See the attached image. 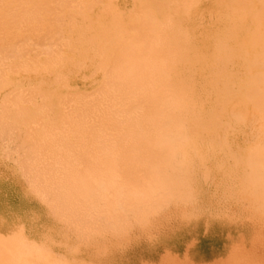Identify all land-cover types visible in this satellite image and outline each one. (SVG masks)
Wrapping results in <instances>:
<instances>
[{
	"label": "rangeland",
	"instance_id": "1",
	"mask_svg": "<svg viewBox=\"0 0 264 264\" xmlns=\"http://www.w3.org/2000/svg\"><path fill=\"white\" fill-rule=\"evenodd\" d=\"M3 1L5 4L0 3V4H4L3 6L1 5L2 7L0 6L1 7L0 18L3 17L2 19H0V22H3L7 19H10L11 21L8 20L5 21L7 22L6 28H4L5 26L2 23H1L2 25H0V34L1 32H3L0 36H3V34L5 36L3 38L0 37V39H2L0 41L2 42L4 40L5 42L4 45L3 42L2 44H0L1 48L3 47L1 51L3 52L6 46L10 47L12 45L17 47L14 51L15 52L17 50L20 51V54L18 53V51L17 53L22 57H20L14 51L9 50L10 48L8 50L5 49L3 52L4 54L0 52V124H1L0 125V134H1L0 135V180H1L0 190H1V195L4 197L5 196L8 197V193L11 192V198L15 200L14 203L11 200L12 205L14 204L13 206H15L17 209V212L15 213L5 212L7 214H5L3 218H1L0 264H11V263L23 264L25 261L27 263L29 262V264H46V263L47 264H264V205L261 204L262 201H263L262 203L264 204V200H263L264 190H262L264 189V186H262L264 185L263 183L264 179L262 180L263 182L259 181L260 185H257V186H261V188L258 187V189H256L257 186H255V184L253 187V183L256 182L253 181L257 173L255 172L257 171L256 168L260 169L261 164H262L261 166L264 167L263 165L264 163V155H263L264 154V111H263L264 81L261 83V87L258 86V89L260 88L261 91L258 90L257 95H253L251 93L249 94V90L247 87L250 82L257 80L260 77L263 78L264 76V65H263L264 64V52H263L264 51L263 49L264 1L260 0L259 2V0L256 1L255 0H251V1L250 0H246V1L244 0H237V1L236 0H57L56 1L55 0L54 2L56 3H54L53 0H22L23 4L25 5L27 4V6H25L26 9L24 8V5L21 3L20 0H19L20 4H18L19 1L16 2V0L15 1L2 0V2ZM13 1L16 2V4L13 3ZM182 4L185 5L183 6ZM16 5L19 6L21 5V6L19 7ZM179 5L181 6L178 7ZM228 5L230 6L228 7ZM176 7L179 8L178 10H176L177 13L175 11ZM260 8L263 12L259 11ZM16 9L18 10V12ZM24 9L25 12L27 13L31 11L30 15L33 17L34 21L32 19L31 20L29 19V21L27 20L28 22L26 21V23H23L25 22L23 21L22 25L20 23L18 24L19 27L23 25L27 26V24L29 23L30 25L29 27H31V24H34L32 26L33 28H35V30L29 29V32L31 33H29L25 29L27 27L22 28L24 31L21 28L16 30L17 29L16 27L13 28L15 26L14 24V26L13 25L10 26V28L12 27L11 29H13L12 31L8 27V25L13 24L14 22L13 20L15 19L14 18L15 12L17 17L18 16L17 13H19L20 11H24ZM35 9L39 13L34 12L33 14L32 12L36 11ZM154 11L156 14L154 13ZM257 11L259 15L257 14ZM10 12H11V17H10ZM12 12L14 14H12ZM167 12H169L168 16L173 18V19L170 18L171 22L169 21L171 25L167 21V19L166 21L168 23L167 22H165L166 24L163 23L165 21L163 20V18L167 17L169 19V17L166 14ZM255 13L261 18L258 17ZM3 15L5 16V18ZM12 15H14L13 19H12ZM25 16L30 18L28 14ZM154 16L158 18L160 21L156 18L154 20L153 19ZM259 18L261 21L258 20ZM136 19H138L137 22H135ZM152 19H153L152 22L153 24L150 23ZM173 20L175 22H173ZM38 21L39 24H37ZM154 21L157 22L155 23ZM8 22L9 23L12 22V23L9 24ZM159 22H161L163 25L165 24L167 28L171 26L170 29H168L169 32L166 29V27H164L165 25L163 26L164 27L163 28L162 24L161 23L159 24ZM243 22L244 24L246 23L245 26L242 24ZM148 23L151 26L153 25V27H155L156 29L159 28L157 31L155 28L152 27L155 31H157L156 33L158 35L160 34V31L161 33L166 32V34L164 33L163 36L161 34H160L161 36H158L156 35V33H154L155 35H153L154 30L152 31L150 27V30L152 31L151 32L152 35L157 36L158 39L157 40L156 37L152 36V41L154 40L152 42L153 46H157L156 48L158 49L161 46V48L163 49V51L160 50L161 48L159 49V51H157V54L160 52L158 54L160 56L156 55L157 59L155 60H158V57L162 58V55H165V58L163 56L162 60L161 58L160 60H158L160 62L162 61L161 63L156 61L160 65V66L157 65L159 69L160 67L161 69L163 68L162 72L158 71L160 75L164 73L161 75V78L165 76L164 78L166 82L170 80L172 82L174 81L176 82L177 80L180 81V78H183L185 81H188V83L190 84L188 87L190 88V91L192 92V90L194 89L196 91V95L194 96H196L202 104L204 103L203 105L205 108L211 109L212 111L214 110V107H218L219 99H222L223 101L228 99L227 102L225 101L226 104L224 102L225 108L223 107L226 110L228 108V111H226L227 113L225 112V114L222 115L223 116L222 121L223 123L225 122L228 123L229 121H231L232 122L231 125L229 123H228L229 126H227V124L223 125L222 128L224 129H222L220 135L218 136L217 143L219 145L218 144L217 145L215 144V146H210L209 144L206 145L204 142H201L202 140H200L198 142L197 148L190 149V153L188 154V160L190 159V161H192L194 167L190 170H186L192 172V174L189 176V180L184 181V184L183 183L180 184L179 182H182L181 181L182 178L177 177L175 180H177L178 182L175 181L176 183H174L173 187L172 186L170 188L161 187L159 185L160 183H158L155 187L154 186L155 183L153 184V182L150 180L151 178H149L150 176H148L147 179L146 177H144L146 175L145 172H143L144 174L142 175L143 178L141 176V178L139 179L142 180L143 182L141 183L145 184L146 186H142V184H140L141 185L140 187L139 186L136 187L135 185H132L131 186L132 190L133 189L142 190V195L144 194L143 196L148 197V199H150L149 201H153L154 203L149 202L148 199L145 200L146 202L142 200L143 202L141 201V204H138L139 207L135 205V208L137 207L138 208L134 209V211L120 209L116 204L113 203L112 198H108V199L100 198L102 200L97 199V203H96V200H93L90 196H85L83 194L77 195L78 197L77 196L75 197L74 200L79 199V201L77 200L69 201V203H71L72 205L70 206L67 203L68 197H65L66 202L65 201L63 202V200H65V198L62 197L64 193L57 192L56 189H54L56 190L55 191L56 194H53L52 191H50L49 193H46V195L49 196L45 197L44 194H42L41 191L37 188V185L36 184L34 185V183L32 182L33 179L31 180V178L34 175H32V173L29 174L28 173L29 170H27L26 172V168L24 165L25 163H28L29 159H30V163H28L27 165L34 162V158H35L34 156H36V154H39V152L36 153L37 151H39V147L34 145V142L36 144L37 138L41 139L40 132H42L43 136L45 134L44 138H47L46 142H49L50 140L54 139V141L58 145L57 148L53 150L47 152L45 150L44 151L45 157L37 156L36 159L38 158V160L36 162L39 163L44 162L47 164L48 161L51 160L53 162H56L57 164H52L51 168L55 171H58L57 173H59V176L63 175L64 172L62 171L63 170L65 171L66 166L68 165L67 168L68 167L73 168L77 166L78 170L85 169V173L88 175L97 174L92 178L95 180H99L100 178L103 179V178H112V177L120 179L119 177H122L123 174L121 173L123 172H120V170H116L115 169L116 167L114 168V166H106L107 159L104 158H91L87 160L83 159L84 161H86V163L90 162L92 163V166L95 165V168L97 169L96 172H94L91 165H87V164L81 165V163L82 164L85 163L78 160V155L90 153V151H87L86 149L87 147H85L86 146L85 144L89 145L88 142L85 143V141L88 140L87 138H84L85 135L83 136L84 130L86 133L87 132L86 128L88 127L84 128V126H82L84 130H81L82 127L80 128L76 124L78 123V125L80 126L82 124L84 125L86 123L88 124L91 120L93 121V118L90 119V121L86 122L85 118L81 119L82 117H80L78 113L75 112H74L75 114L72 113L73 110L76 109L75 107L79 105L78 103L77 105L75 104L74 99H76V102L79 101H80L79 103L82 102V105L84 107L87 105L88 102H92L93 103L92 105H94V103L95 105L98 104V102L95 100L97 98L94 99V97H90L92 98L91 99L92 101H90L89 95L92 94V96L93 95L95 96V93L98 92L100 88L101 90L104 89L103 85L105 83L103 84L104 82L103 80L106 78V75L109 74L106 73V70L107 72L108 69L110 71L112 69L114 70V68L111 66L112 59L116 55H120L121 53H123L124 51L123 49L126 50L132 49V46L131 48H127V46L124 43L125 42L130 43L129 37H131V35H135L134 30L138 28V25L140 24L147 25ZM174 23H176V25ZM134 25H135V29L133 28ZM172 26L173 27L175 26L174 29L176 30V33L174 30L172 31L173 32L172 35H170L171 34L170 31L173 29ZM239 26L242 27L241 30ZM7 27L11 30V33L9 29H7ZM255 27L256 30L259 29L256 31L259 32L258 34L256 33V35H255ZM1 28H3V30ZM36 28L40 29V31L42 30L43 32L40 31L38 32ZM161 28H163L166 31H162L163 29L160 30ZM237 29L240 30V32ZM15 30L17 31L15 32L16 35L13 34L15 38L14 37L11 38V34L14 33ZM47 30L48 32L46 33ZM4 31H6V34ZM35 31L37 34H39V36L36 35L35 33L33 34V32ZM136 32L138 31L136 30ZM43 34L44 35L46 34L47 36H44ZM173 34L175 35V37H173ZM228 34L229 35L233 34V35L231 36V38H229ZM21 35H23V37ZM165 35H168V37L166 36L167 38H164ZM40 36L41 38L44 39H39ZM179 36L181 38H179ZM160 37L163 41L160 40ZM171 37L172 40L171 41L168 40L171 39ZM173 38H177L178 43L176 42V39ZM256 38L258 39L260 38L258 41L256 40L257 43L253 41V39L255 40ZM8 40H13V41H10L11 43H9ZM38 41L40 42L39 44ZM167 41L168 43L169 41L173 43L171 44V46H173L175 42L178 46L181 43V45L179 46L180 49L178 48L177 45L173 46V47L176 46L175 48H178L180 50V53L182 51L184 52L183 55L179 57L180 62L178 60L177 64L175 62L176 60H174L177 59V57L174 54H173L174 59L172 58V60H169V63H171V65L167 64L168 63L167 57L171 59L170 57L173 56L171 55L172 53L169 54L170 52H172L171 49H175L169 46L170 43L168 44L169 47L168 46L165 47V45H167ZM223 41H225L226 43H224ZM6 42L9 45H6ZM34 42L36 43L34 44ZM160 42H162L161 45L159 44ZM236 42L237 44L235 45ZM183 43H185V47L188 49H186L185 47H184L185 49L184 48L181 49V46H184ZM224 44L227 45V47ZM20 45L21 46L23 45L24 47L23 46L22 47L25 48L26 50H28L27 48H29L30 53L29 51H27L25 54H23V52H25L26 50L23 48L21 49ZM19 46H20V50H19ZM15 47L12 48L14 49ZM99 47H104L103 51L106 52V55L105 52H101V50L99 53L98 50L100 49ZM154 48L152 49L158 50ZM165 48L166 50H168L169 48L171 51L169 50L168 53L165 54L166 53ZM260 48L262 50L261 52H260ZM222 49L228 51L229 53L227 54L228 57L226 54H224L225 50H223L222 52ZM175 50H173L174 53L176 52ZM8 51H11L10 53L13 52L12 59L9 57H5L6 56L5 54ZM89 51L90 52L92 51L91 52L92 55ZM161 51L165 53L163 54ZM107 53L108 56L110 55L112 56H110V58L107 57ZM259 54L261 55L259 56ZM1 55H3V59ZM14 56H18L16 57L17 59L15 58L16 60L14 59ZM216 56H218L219 58H216ZM225 56L228 58L227 60L229 64L227 63ZM103 57H106V59ZM182 57L183 59H181ZM185 57L186 59H184ZM107 58H109L107 62V66L103 65L106 67L105 68L101 66L102 64L101 61L104 62L105 64L104 59L107 60ZM217 59H219L218 60L219 65L216 64ZM222 59L223 60L225 59V61H223ZM163 60L166 63H164ZM222 61L224 62L225 65H229V67L225 66L224 64H221L223 63ZM29 62L31 63V65ZM173 62L174 64H172ZM213 62L215 63L214 66L212 64ZM254 62L255 64H253ZM11 63H13L14 65H12ZM22 63H24V66ZM163 63L165 64V66L168 65L165 67V70ZM17 64L20 65L18 66L19 68L15 67L17 66ZM99 64H100V68L98 70ZM210 65H212L213 67ZM12 66L14 67L12 68ZM183 66L185 68H183ZM14 68L16 69L18 68V69L15 71ZM169 68L172 69L170 71H173L174 69L176 70V72L173 71L171 73L169 71ZM29 69L31 71H29ZM188 69L189 72H187ZM217 69L219 71H217ZM221 69H223V71H221ZM220 71L221 74L218 73ZM179 73L181 74L179 75ZM198 76L199 77L201 76L200 77L201 79ZM212 78H214V80ZM239 82L241 83V85ZM223 85L226 86L227 93L225 95L219 94L217 89L219 86L221 87ZM23 86L25 87V90ZM30 86L32 87V90H30L31 89ZM33 86L36 87L33 88ZM101 86L103 87V89ZM11 89H13L12 90L13 94H15L17 98H19L18 100L16 98L14 100V95L12 97ZM245 89L247 91H245L244 93ZM16 90H18L17 91L18 94L15 93ZM34 90H35V95H37L35 97L32 94L34 93ZM194 90L192 94L193 93L195 94ZM20 91L21 93L23 92L24 94L23 93L21 94ZM30 91L33 92L31 93ZM27 92L31 94V98H29L28 95L30 94H28ZM42 93H44V96H42L43 95ZM51 93L52 95L50 96ZM19 94L21 95L19 96ZM248 94L250 98H248ZM99 95L100 94L98 95L96 94L97 97H100ZM57 97H59L60 100ZM69 98H71V100ZM80 98H84L86 101L87 99L89 100L86 102V101H82L84 99L81 100ZM62 99L65 100L67 107L68 104L69 106H71V103L73 102L74 107H72L73 105L71 106L72 108L68 107L72 111L71 112L69 110V112L72 113L70 115L71 117L72 115L74 116L78 115L81 120L77 119L79 117H74V116H73L74 118L72 117L74 119L73 120L69 117L70 115H67L69 114V112H67V114L65 113L67 109H65L64 111V108L62 106H64L65 104L63 102L61 103ZM16 100L19 101L20 103L17 102ZM83 102L85 103L83 104ZM21 104L23 108L21 107ZM89 105H87V107ZM95 105L94 106L90 105V106L91 108L92 107L96 108L97 106ZM90 106L88 108H90ZM13 107L14 109L15 108L16 109L14 110ZM79 107L80 106H78L77 109ZM87 107L85 108L88 109ZM91 110L89 112L90 114L89 117L91 116ZM95 110L93 109V111ZM66 115L68 118L66 117ZM231 115H233V118H235L236 120L233 119ZM38 116H40L39 117L40 119L38 118ZM33 117L34 119H32ZM36 118L39 120H37ZM69 118L71 119V121L73 120L72 121L73 124L71 123L72 125L70 124ZM242 119L243 120L245 119L246 121L244 120L243 122ZM62 120L64 121V123ZM31 121H33L32 124ZM74 121L77 123L74 124ZM81 121H83L84 123L79 124ZM92 121L90 123H92ZM237 122L239 123L237 124ZM34 125L37 126L35 127ZM74 125H75V129L73 127ZM107 125L109 126V124ZM69 127L73 129V131L71 129H68ZM229 127L230 129H228ZM63 128L65 132L62 130ZM77 128L83 131V133L79 130L77 132L76 130ZM50 129H52V131H50ZM44 130L46 131V133ZM223 131H226L228 135L226 136V132L224 133ZM52 132L53 133L57 132L59 135L56 134L55 136V134H53ZM73 132H75L74 133L75 135L73 134ZM78 133L80 134V136H83L81 137L82 141ZM87 133H89V131ZM221 133H224V136ZM78 138L82 143L83 140H85L84 143L79 144V141H77ZM223 138L224 139L228 138V139L224 140ZM221 141L222 142L226 141V143H228L229 145H227L224 142L226 144L225 145ZM62 144L65 146H62ZM230 144L232 147H230ZM112 146H111L112 149L117 147L116 145L115 147L114 145ZM227 146L229 147L227 148ZM83 147L85 148L83 149ZM111 147L109 146V148ZM91 148L93 150L91 151L92 153L99 152V149H97L96 146L95 147L93 145H91V147L88 146V150L89 149L91 150ZM127 149L133 150V148H125L124 150L127 151ZM129 150L127 151L128 156L131 154L128 153ZM104 151L106 152V149H104ZM108 151L110 152V150ZM134 151H132V154ZM194 151L195 153H197V157L194 154ZM203 151L204 152L209 151L208 162L207 160L201 157ZM219 151L225 156L224 155L222 156L219 153ZM74 152L76 153V155ZM113 152L115 153V150H113ZM179 152L177 153V156H179L180 160H182L183 154H181L182 152L181 153ZM101 153L103 154V151ZM122 153L125 156L124 154L125 152L123 150ZM139 153L140 152L137 151L135 155L131 154V156L136 157L137 155H139ZM252 153L254 154V156L252 155ZM55 155H57V158L58 157L59 158L58 159L55 158ZM258 157L261 160L257 161ZM63 159L65 161H63ZM117 159L119 160L118 162L121 164L122 160H120L118 156ZM100 160L102 161L104 160L105 164L103 163L104 161L101 162ZM223 160L225 163H223ZM228 160L230 164L228 163ZM243 161L244 162L246 161L245 164L243 163ZM60 164H62V166ZM108 164L109 163L107 162V165ZM250 164L252 165L258 164V165L253 167L250 166ZM222 167L225 169H223ZM101 169H103L104 172ZM112 169L114 172L111 171ZM57 173H55V176H57L56 175ZM98 173H100L101 175ZM106 173L107 175H105ZM110 173L111 175H109ZM199 173L202 174L200 175ZM144 178L147 180H144ZM146 183L151 186L152 193L151 191L150 192L146 191L149 188L148 187L149 185L147 186ZM119 187H121V185H119ZM143 187L146 190L141 189ZM180 188L182 191L180 190ZM251 188L253 190H251ZM97 189L99 190L100 188L95 187L93 192L97 191ZM162 189H165L166 191L164 190L162 191ZM123 190H125V186ZM183 190H185V192ZM161 191L165 192V194L162 193ZM168 191L170 194L168 193ZM150 195L153 196L154 199L152 197H149ZM162 195H165L166 198H164V196ZM167 196H170V198ZM60 197H62L61 202H57L60 201ZM80 198L83 199V202L80 201L81 200ZM117 200L118 198L116 197L115 201L117 202ZM93 201H95L96 207L92 206L95 204ZM72 202L74 205L72 204ZM110 202L112 204L108 205V203ZM147 202L149 203V206ZM59 204L70 206V208L73 207V209L76 208L75 209L76 214H74V211L73 213L72 211L69 212L70 208L69 209L67 208V210L65 209L66 212L68 211L67 213H64L65 211L57 210L55 206H59ZM100 204H102L101 207ZM79 206L82 209L84 208V210L78 208L79 209L78 211L77 207ZM51 210H53V212ZM82 211L84 212V215ZM61 212H63L62 213L63 215L60 214ZM52 213L55 214L56 216L53 215ZM78 213H82V216L81 214ZM67 214L69 218L67 217ZM85 218L91 219V222L93 223L95 222L96 223V224L94 223L95 226L93 223H88L90 220H87ZM93 218L95 220H93ZM69 219L71 220L68 222ZM78 220L79 222L82 221L80 222L82 224L88 221L86 222L87 225L91 224L93 230L91 229L90 225L88 226L89 229L84 228V226H86L84 224H83L84 226H78L77 225L79 224L77 222ZM100 222L102 223L99 225L101 228L97 226ZM32 224L33 226H31ZM99 228L102 230H100ZM85 231L87 232V234ZM36 242H40V245L38 246L34 245ZM44 251L46 252L45 253L46 255L42 254L44 253ZM10 252L11 254L13 253L12 254L13 256L10 254ZM27 257L30 258L31 260L28 259Z\"/></svg>",
	"mask_w": 264,
	"mask_h": 264
},
{
	"label": "bare ground",
	"instance_id": "2",
	"mask_svg": "<svg viewBox=\"0 0 264 264\" xmlns=\"http://www.w3.org/2000/svg\"><path fill=\"white\" fill-rule=\"evenodd\" d=\"M15 1V0H14ZM13 1V3H15L16 4V2H18L19 0H16V2H14ZM21 1V3L23 4V2H22V0H20ZM20 1H19V3L18 4H20ZM55 0H53V2H54ZM57 1V0H56ZM237 1V0H236ZM244 1H246V0H244ZM251 1V0H250ZM256 1V0H255ZM264 1V0H263ZM243 2V1H242ZM259 2H260V0H259ZM0 3H4V1L2 2V0L0 1ZM26 3V2H25ZM48 3V2H47ZM54 3H56V2H54ZM69 3V2H68ZM187 3H189V2H187ZM250 3H252V2H250ZM5 4V3H4ZM4 4H0V6L2 5H4ZM21 4V5H22ZM49 4V3H48ZM47 4V5H48ZM51 4V3H50ZM185 4H186V2H185ZM184 4V5H185ZM243 4V3H242ZM245 4V3H244ZM20 5V6H21ZM24 5V8L26 9V7L25 6H27V4L25 5V4H23ZM183 5V4H182ZM183 5V6H184ZM1 6V7H2ZM12 6V5H11ZM16 6H19V5H16ZM19 6V7H20ZM42 6V5H41ZM50 6V5H49ZM55 6V5H54ZM59 6V5H58ZM58 6H56V7H58ZM70 6V5H69ZM181 5H179L178 7H180ZM182 6V7H183ZM187 6V5H186ZM230 5H228V7H229ZM245 6V5H244ZM0 7V8H1ZM15 7V6H14ZM13 7V8H14ZM178 7H176V9H175V11L176 10H178L179 8ZM5 8V7H4ZM16 8V7H15ZM51 8H54V7H51ZM262 8V7H261ZM261 8L259 9V11L261 12L262 10H261ZM22 9H23V6H22ZM25 9H24V11H20L21 12V14H20V12L19 13H17L18 14V16L16 17V12H15V17H14V15H12V19H13V17L15 18L13 21V24H11V23H9V24H11V25H8V27L10 28V26H14V24H15V26L13 27V28H17L16 30H18L19 28H24V27H27V28H25L28 32H29V29L30 30H35V28H33V26L32 25H34V24H31V27H32V29H31V27H29L30 25H29V23L27 24V26H21V27H19V23L22 25V22L23 21H25V22H23V23H26V21L28 20L29 21V19L31 20H33V17L30 15L31 14V11L30 12H25ZM41 9V8H40ZM145 9V8H144ZM184 9H185V7H184ZM231 9V8H230ZM13 10V9H12ZM11 10V11H12ZM17 10V9H16ZM33 10V9H32ZM36 10V9H35ZM42 10V9H41ZM40 10V11H41ZM47 10V9H46ZM54 10V9H53ZM191 10V9H190ZM264 10V9H263ZM6 11H8V10H6ZM5 11V12H6ZM48 11V10H47ZM139 11V10H138ZM153 11V10H152ZM189 11V10H188ZM2 12V11H1ZM17 12H18V10H17ZM22 12H24V13H22ZM34 12L36 13H39L37 10L36 11H33L32 13L34 14ZM44 12H46V11H44ZM230 12V11H229ZM263 12V11H262ZM25 13H27L28 14V16L30 17V18H28L27 16H25V15H27V14H25ZM145 13V12H144ZM154 13H155V11H154ZM168 13L169 12H167L166 14H167V16H168ZM176 13H177V11H176ZM186 13V12H185ZM264 13V12H263ZM2 14V13H1ZM5 14V13H4ZM12 14H14L13 12H12ZM20 14V15H19ZM46 14V13H45ZM140 14V13H139ZM156 14V13H155ZM165 14V15H166ZM244 14H245V12H244ZM256 14V13H255ZM257 14H258V11H257ZM256 14V15H257ZM262 14V13H261ZM40 15V14H39ZM47 15V14H46ZM142 15V14H141ZM170 15V14H169ZM241 15V14H240ZM247 15V14H246ZM250 15V14H249ZM249 15H248V18H249ZM259 15V14H258ZM257 15V16H258ZM4 16V15H3ZM33 16H35V15H33ZM37 16V15H36ZM140 16V15H139ZM244 16V15H243ZM255 16V15H254ZM10 17H11V12H10ZM169 17V16H168ZM258 17H260V16H258ZM3 18V17H2ZM2 18H0V19H2ZM4 18H5V16H4ZM7 18V17H6ZM155 16L153 17V19L155 20ZM170 18H172V17H169V19L166 17V18H163V20H165L163 23H165V22H169L170 21ZM261 18V17H260ZM260 18L258 19V20H260ZM143 19V18H142ZM153 19H152V21L150 22L151 24H153L152 22H153ZM156 19H158V18H156ZM166 19H167V21H166ZM173 19V18H172ZM229 19V18H228ZM245 19H247V18H245ZM263 19V18H262ZM8 21H11L10 19H7ZM7 20H5V21H7ZM49 20V19H48ZM137 20L138 19H136V21L135 22H137ZM159 20V19H158ZM157 20V21H158ZM264 20V19H263ZM263 20H262V22H263ZM5 21H3V22H0V25H4L5 27L4 28H6V23L7 22H5ZM27 21V22H28ZM34 21V20H33ZM156 21V22H157ZM160 21V20H159ZM162 21V20H161ZM225 21V20H224ZM227 21V20H226ZM261 21V20H260ZM4 22H5V24H4ZM42 22V21H41ZM40 22V23H41ZM44 22V21H43ZM155 22V21H154ZM155 22V23H156ZM167 22V23H168ZM171 22V21H170ZM169 22V23H170ZM173 22H175L174 20H173ZM172 22V23H173ZM2 23V24H1ZM90 23V22H89ZM154 23V24H155ZM161 22H159V24H160ZM260 23V22H259ZM37 24H39V21L37 22ZM36 24V25H37ZM137 24V23H136ZM145 24V23H144ZM149 24V23H148ZM142 25V24H140V25H138V28H136V30L138 31V32H136V30H134L135 29V25H134V31H135V35H131V37H129L130 38V43H126L125 41V45L127 46V48H131V46H132V49H128V50H126V49H123L124 51H123V53H121L120 55H116V53H115V57L112 59V64L114 65H112L111 64V66L114 68V70L112 71H110L109 69H108V72H107V70H106V73L108 74V75H106V78L103 80L104 82H103V86H104V89H103V87H102V89L103 90H101V88L99 89V91H100V93H99V91L98 92H96L95 93V96H96V94L98 95V94H100L99 96L100 97H95L94 95L92 96V94L91 95H89V99H90V101H92L91 99L92 98H90V97H94V99L95 98H97V99H95L97 102H98V104L97 105H95V103H94V105L95 106H97L96 108H93L95 111H93V109L91 108V106H94V105H92L93 103L92 102H88L87 103V105H89L90 103V108H88L87 107V105L85 106V107H87L88 109H92L91 110V116L89 117V112H90V110H88V109H86L83 105H82V102L81 103H79V102H76V99H74V101H75V104L77 105V103L79 104L78 106H80L81 107V105H82V107L80 108H78L77 109V107H75L74 109L75 110H73V112L71 111V109L70 108H68V107H71L72 105V107H74V104H73V102L71 103V106H69V104H68V107H67V105H66V103H65V100H61V103L63 102L65 105V107H67V108H65L64 106H62L63 108H64V111H65V109H67L66 111H65V113L67 114V112H69V110L72 112V113H78V115L80 116V117H82L81 119H84L85 118V120H86V122L87 121H90V119H92L93 118V121H92V123H94V124H92V123H90V124H92V125H90L89 123L87 124H82L81 126L80 125H78V123L77 122H75L74 121V124L75 123H77L76 125L77 126H79L80 128L82 127V126H84V128L85 127H88V128H86V131L88 132L89 131V133H85V130H84V128L82 127L81 128V130H84V134H83V136H84V138H87V140L88 141H85V140H83V143H84V141H85V143H89V145H87V144H85L86 146L85 147H87L86 149H87V151H90V153H87V154H79L78 155V160H80L81 162H83V163H85V164H82L81 163V165H91V167L93 168V170H94V172H96V168H95V165H93L92 166V163H90V162H87L86 163V161H84L83 159H85V160H87V159H91V158H104V159H107V162L109 163L108 165H107V162H106V166H114V168L116 169V170H120V172H123V173H121V174H123L122 175V177H119L120 179H118V178H113L112 176H113V174H112V178H103V179H99V180H95V179H92L94 176H96V175H88V174H86L85 173V169H81V170H78L77 169V166L76 167H73V168H67V166H66V169H65V171L63 170L62 172H64L63 173V175L61 176H59V173H57L58 171H55V170H53L51 167H52V164H57L56 162H53L52 160L51 161H48V164L47 163H44V162H36L37 160H38V158L36 159V157L37 156H43V157H45V153H44V151L46 150V152L47 151H50V150H53V149H55V148H57V143L54 141V139L53 140H50L49 142H46L47 141V138H44V136H45V134H44V136L42 135V132H40V135H41V139H38L37 138V143L35 144V142H34V145H36L37 147H39V151H37L36 153H38L39 152V154H36V156H34L33 158H34V162H32L31 164H29V165H27L28 163H30V159H29V161H28V163H25V162H23V163H25L24 165H25V168H26V172H27V170H29L28 171V173L30 174V173H32V175H34L32 178H31V180L33 179V183H34V185L36 184L37 185V188L41 191V193L42 194H44V196L46 197L47 195H46V193H49L50 191H52V193L53 194H56L55 193V191L57 190V192H60V193H64L63 195H62V197H68L67 199H68V201H67V203L70 205V206H72L71 205V203H69V201H73L74 199H75V197L77 196V195H81V194H83V195H85V196H90L93 200H96V203H97V199L99 200L100 198H104V199H108V198H112V200H113V203L114 204H116L120 209H122V210H130V211H134V209H137L138 207H139V205L138 204H141V201L143 200V201H145L146 199H148V197H145V196H143L142 195V190H138V189H133L132 190V185H135L136 187H140L141 185L140 184H142L141 182H143L142 180H140L139 178H141V176L142 175H144L143 174V172H145V174L147 175H145L144 177H146L147 179H148V176H150L149 178H151L150 180L153 182V184L155 183V187H156V185L158 184V183H160L159 185L161 186V187H165V188H170L171 186L173 187V185H174V183H176V182H178L177 180H175L177 177H181L182 178V182H179L180 184L181 183H183L184 184V181H187V180H189V176L192 174V172H189V171H186V170H190V169H192L193 167H194V165L192 164V161H190V159L188 160V154L190 153V149H194V148H197V146H198V142L200 141V140H202L201 142H204L206 145H210V146H215V144L217 145L218 143H217V141H218V136L220 135V132L222 131V129H224V128H222L223 127V125L224 124H227V126H229L228 125V123L231 125V121H229L228 123H223V121H222V118H223V116L222 115H224L225 114V112L226 111H228V108H227V110L226 109H224L225 108V105H224V102L226 101H228V99L227 100H225V101H223L222 99H219L218 100V107H214V110L212 111L211 109H208V108H205L204 107V103L202 104L201 102H200V100L196 97V96H194V95H196V91L194 90V92H195V94L193 93L192 94V92H193V90H192V92L190 91V88H188L189 87V83H188V81H185L183 78H180V81H174V82H172L171 80V82L170 81H165V76L164 77H162V78H164V79H162L161 78V75L162 74H164V73H162L161 75L158 73V71H161L162 72V69H161V67H160V69H159V67L157 66V65H159V63H161L160 61H158V60H160V58L161 57H158V60H155V59H157V57H156V55L157 56H160V55H158L157 54V51H159V49L161 48V46H160V48L158 49V48H156L157 46H153V41H152V36L153 35H155L154 33H156L157 31H158V29H156L155 27H153V25L151 26L150 24L149 25ZM162 24V23H161ZM166 24V23H165ZM164 24V25H165ZM175 25H176V23H174ZM244 26L246 25V23L244 24V22L242 23ZM42 25V24H41ZM163 24H162V27L164 26ZM170 25H171V23H170ZM48 26V25H47ZM117 26V25H116ZM123 26V25H122ZM132 26V25H131ZM149 26V27H148ZM160 26V25H159ZM233 26H235V25H233ZM242 26V25H241ZM257 26V25H256ZM2 27V26H1ZM7 27V29H9ZM29 27V28H28ZM37 27V26H36ZM43 27H44V25H43ZM150 27H151V30L153 31L154 29L153 28H155L157 31H153V35H152V31L150 30ZM153 27V28H152ZM164 27H166V29L168 30V29H170V27L169 28H167V26L165 25ZM163 27V28H164ZM173 27V26H172ZM175 27V26H174ZM174 27H173V29L170 31V35H172V31H174L175 29H174ZM240 27V26H239ZM253 27V26H252ZM260 27V26H259ZM264 27V26H263ZM12 28V27H11ZM10 28V29H11ZM41 28V27H40ZM163 28H161L160 30H162ZM225 28H226V25H225ZM241 28L242 27H240V30H241ZM2 30H3V28H1ZM9 29V31H10V33H11V30L13 31V29H11L10 30ZM42 29V28H41ZM46 29V28H45ZM49 29V28H48ZM230 29V28H229ZM228 29V30H229ZM251 29V28H250ZM5 30V29H4ZM14 31V33H12L11 34V38H15V36L14 35H16V33L15 32H17V31ZM23 30V29H22ZM36 30H38V32L40 31V29H37L36 28ZM43 30V29H42ZM40 31V32H43V31ZM238 30V29H237ZM240 30H238L239 32H240ZM244 30V29H243ZM257 30H259V29H257ZM256 30V27H255V35H256V33L258 34L259 32H256L257 31ZM24 31V30H23ZM162 31H166V30H162ZM5 32V34H6V31H4ZM48 32V30L46 31V33ZM168 32H169V30H168ZM232 32H233V29H232ZM3 32H1V34H2ZM29 33H31V32H29ZM36 34V35H38L39 36V34H37L36 33V31L35 32H33V34ZM50 33V32H49ZM58 33V32H57ZM107 33V32H106ZM166 34V32H162L161 33V31H160V34L163 36V34ZM175 33H176V30H175ZM229 33H230V31H229ZM0 34V35H1ZM14 34V35H13ZM103 34V33H102ZM158 35L157 33H156V35H158V36H161V35ZM178 34V33H177ZM254 34V33H253ZM252 34V35H253ZM261 34V33H260ZM13 35V36H12ZM24 35V34H23ZM23 35H21L22 37H23ZM30 35H32V34H30ZM35 35V36H36ZM44 35V34H43ZM183 35V34H182ZM233 34H228V36H229V38H231V36H232ZM235 35V34H234ZM237 35H238V33H237ZM240 35V34H239ZM44 36H47L46 34L44 35ZM168 37V35H165L164 36V38H167ZM181 36V35H180ZM179 36V38H181ZM260 36V35H259ZM262 36V35H261ZM0 37H5L4 36V34H3V36H0ZM24 37H26V36H24ZM37 37V36H36ZM153 37H156V39H157V36H153ZM173 37H175V35L173 34ZM240 37H242V36H240ZM256 37V36H255ZM263 37V36H262ZM8 38H10V37H8ZM38 38V37H37ZM169 38H170V36H169ZM178 38V37H177ZM177 38H173V39H176V42H177ZM227 38V37H226ZM225 38V39H226ZM234 38V37H233ZM261 38V37H260ZM259 38V39H260ZM5 39V38H4ZM26 39V38H25ZM39 39H44V38H41V36L39 37ZM236 39V38H235ZM258 38H256L255 40L253 39V41H255L256 43H257V41L259 40ZM0 40H2V39H0ZM17 40H18V38H17ZM128 40V39H127ZM158 40V39H157ZM156 40V41H157ZM160 40L161 41H163L162 39H161V37H160ZM164 40H166V39H164ZM168 40H172V37H171V39H168ZM219 40V39H218ZM247 40V39H246ZM257 40V41H256ZM9 41V43H11L10 41H13V40H8ZM36 41V40H35ZM42 41V40H41ZM169 41V43H168V41H167V45H165V47L166 46H168V44H169V46H171V44H173V43H171ZM175 41V40H174ZM231 41V40H230ZM237 41V40H236ZM239 41H241V40H239ZM245 41V40H244ZM248 41V40H247ZM3 42V45H4V40L2 41ZM2 42L0 41V44H2ZM25 42H26V40H25ZM45 42V41H44ZM165 42V41H164ZM163 42V43H164ZM176 42L174 43V45H177L176 44ZM181 42H184V41H181ZM224 43H226L225 41H223ZM229 42V41H228ZM234 42H235V40H234ZM233 42V43H234ZM250 42V41H249ZM264 42V41H263ZM263 42H262V44H263ZM24 43V42H23ZM36 42H34V44H35ZM40 42L38 41V44H39ZM53 43V42H52ZM55 43V42H54ZM158 43V42H157ZM161 43L162 42H160L159 44L161 45ZM178 43V42H177ZM255 43V44H256ZM260 43V42H259ZM43 44V43H42ZM92 44V43H91ZM159 44H158V47H159ZM184 44V46H181V49H183L184 47H185V43H183ZM237 44V42L235 43V45ZM254 44V45H255ZM6 45H9V44H7V42H6ZM28 45V44H27ZM41 45V44H40ZM48 45V44H47ZM156 45V44H155ZM173 45V46H174ZM181 45V43L179 44V46ZM225 45V44H224ZM12 46V45H11ZM8 47V46H6L5 47V49L6 50H8L9 48V50H12V51H14L17 47H15V46H12V47H15L14 49L12 48V47ZM21 46V45H20ZM20 46H19V50H20ZM23 46V45H22ZM21 46V49L24 47H22ZM102 46V45H101ZM110 46V45H109ZM164 46V45H163ZM168 46V47H169ZM173 46H171V48H175V47H173ZM178 46V45H177ZM179 46H178V48H179ZM220 46V45H219ZM226 47H227V45H225ZM260 46V45H259ZM264 46V45H263ZM117 47V46H116ZM156 48V49H158V50H153L152 48ZM248 47H249V44H248ZM254 47V46H253ZM261 47V46H260ZM0 48H1V46H0ZM3 48V47H2ZM2 48L0 49V52H2L1 50H2ZM27 48V47H26ZM48 48V47H47ZM51 48V47H50ZM100 49H98L99 50V53H100V50H101V52H105V51H103L104 49V47H99ZM154 48V49H155ZM164 48V47H163ZM178 48H175V49H178ZM186 48V47H185ZM184 48V49H185ZM228 48H229V46H228ZM232 48V47H231ZM4 49V50H5ZM23 49H25V48H23ZM28 50H26L25 52H23V54H25L27 51H29V48H27ZM118 49V48H117ZM175 49H171L172 50V52H170L169 54H171V55H175L176 57H177V59H174V55L172 56V57H170L171 59H169L167 56V60H168V65L170 64L171 65V63H169V60H172V58L174 59V60H176L175 62H176V64L178 63V60H179V57H181L182 55H183V51L180 53V48L178 49V50H175ZM186 49H188V48H186ZM263 49H264V47H263ZM4 50H3V52H4ZM48 50V49H47ZM52 50V49H51ZM55 50V49H54ZM84 50V49H83ZM88 50V49H87ZM86 50V51H87ZM160 50H162L163 51V49L161 48ZM170 49L168 48V50H166V48H165V51H166V53L165 54H167L168 53V51H169ZM170 50V51H171ZM173 50H175L176 52L174 53V51ZM223 50H225V49H222V52H223ZM231 50V49H230ZM229 50V51H230ZM234 50H235V48H234ZM233 50V51H234ZM18 51V50H17ZM17 51L15 52V53H17ZM161 51V52H162ZM218 51V50H217ZM238 51V50H237ZM258 51V50H257ZM256 51V52H257ZM262 50H261V48H260V52H261ZM2 52V53H3ZM9 52V53H8ZM8 52H6V56L5 57H9V58H11L12 59V54H13V52L12 53H10L11 51H8ZM21 52V53H22ZM88 52V51H87ZM90 52V51H89ZM92 52V51H91ZM90 52V53H91ZM109 52V51H108ZM117 52V51H116ZM120 52H122V51H120ZM192 52V51H191ZM221 52V53H222ZM226 52V53H225ZM240 52V51H239ZM242 52V51H241ZM264 52V51H263ZM15 53H14V55H15ZM18 53L20 54V51H18ZM17 53V54H18ZM29 53H30V51H29ZM45 53V52H44ZM84 53H85V51H84ZM118 53V52H117ZM163 53V52H162ZM163 53V54H164ZM187 53H189V52H187ZM232 53V52H231ZM234 53V52H233ZM238 53V52H237ZM4 54V53H3ZM10 54V55H9ZM18 54V55H19ZM40 54V53H39ZM54 54V53H53ZM88 54V53H87ZM95 54V53H94ZM103 54V53H102ZM168 54V55H169ZM218 54V53H217ZM224 54H229L228 53V51H224ZM240 54V53H239ZM8 55V56H7ZM91 55H92V53H91ZM105 55H106V52H105ZM194 55V54H193ZM199 55V54H198ZM251 55V54H250ZM261 54H259V56H260ZM2 56V59H3V55H1ZM20 57H22L21 55H19ZM55 56V55H54ZM100 56V55H99ZM98 56V57H99ZM110 56H112V55H110ZM110 56H108V53H107V57H109L110 58ZM163 56H164V58H165V55H162V58H163ZM208 56V55H207ZM230 56V55H229ZM255 56V55H254ZM262 56H263V54H262ZM4 57V58H5ZM16 57H18V56H14V59L16 58ZM26 57V56H25ZM175 57V58H176ZM210 57V56H209ZM223 57V56H222ZM226 57V56H225ZM227 57H228V55H227ZM226 57V60L228 59ZM238 57V56H237ZM249 57V56H248ZM87 58V57H86ZM95 58V57H94ZM101 58V57H100ZM103 58H105L106 59V57H103ZM109 58H107V60H105L104 59V61H105V64H104V62H102L101 61V66H103V65H106L107 66V62H108V59ZM162 58H161V60H162ZM211 58V57H210ZM215 58V57H214ZM216 58H219L218 56H216ZM234 58V57H233ZM253 58V57H252ZM255 58V57H254ZM256 58H257V56H256ZM17 59V58H16ZM15 59V60H16ZM97 59V58H96ZM181 59H183V57L181 58ZM184 59H186V57L184 58ZM6 60H8V59H6ZM87 60V59H86ZM98 60V59H97ZM101 60V59H100ZM103 60V59H102ZM166 60V61H167ZM207 60V59H206ZM219 59H217V62H216V64H218V61ZM221 60V59H220ZM223 60V59H222ZM243 60V59H242ZM247 60H248V58H247ZM246 60V61H247ZM14 61V60H13ZM85 61V60H84ZM94 61V60H93ZM156 61H158V62H156ZM198 61V60H197ZM196 61V62H197ZM200 61V60H199ZM223 61H225V59L223 60ZM222 61V62H223ZM230 61V60H229ZM245 61V62H246ZM7 62V61H6ZM100 62V61H99ZM163 62L164 63H166L164 60H163ZM172 62V61H171ZM179 62H180V60H179ZM184 62V61H183ZM188 62H189V60H188ZM208 62V61H207ZM215 62V61H214ZM212 63L213 64V66H214V64L215 63ZM239 62H240V60H239ZM243 62V61H242ZM17 63V62H16ZM19 63V62H18ZM30 63V62H29ZM158 63V64H157ZM163 63V64H164ZM205 63V62H204ZM227 63H228V60H227ZM262 63H263V61H262ZM6 64V63H5ZM12 65H14L13 63H11ZM10 64V65H11ZM20 64V63H19ZM23 64V66H24V63H22ZM98 64V63H97ZM100 64H99V67H98V70H99V68H100ZM172 64H174V62L172 63ZM179 64H181V63H179ZM189 64H190V62H189ZM194 64V63H193ZM221 64H224V62L223 63H221ZM221 64H220V66H221ZM229 64V63H228ZM245 64V63H244ZM253 64H255V62L253 63ZM252 64V65H253ZM30 65H31V63H30ZM168 65H166V66H168ZM184 65V64H183ZM219 65V64H218ZM225 65V64H224ZM223 65V66H224ZM264 65V64H263ZM262 65V66H263ZM18 66H20V65H18L17 64V66H15V67H18ZM22 66V65H21ZM90 66H92V65H90ZM98 66V65H97ZM160 66V65H159ZM165 64H164V70H165ZM173 66H176V65H173ZM210 66H212V65H210ZM212 66V67H213ZM217 66V65H216ZM225 66H228L229 67V65H225ZM248 66V65H247ZM250 66V65H249ZM260 66V65H259ZM10 67V66H9ZM14 66H12V68H13ZM32 67V66H31ZM103 67H105V66H103ZM163 67V66H162ZM190 67V66H189ZM207 67H208V65H207ZM207 67H206V69H207ZM227 67V68H228ZM253 67V66H252ZM256 67V66H255ZM254 67V68H255ZM257 67H258V65H257ZM19 68V67H18ZM17 68V69H18ZM106 68V67H105ZM173 68V67H172ZM183 68H185L184 66H183ZM218 68V67H217ZM224 68V67H223ZM227 68H226V70H227ZM11 69V68H10ZM15 69V71L17 70L16 68H14ZM13 69V70H14ZM102 69V68H101ZM194 69V68H193ZM216 69V68H215ZM257 69V68H256ZM2 70V69H1ZM12 70V71H13ZM44 70V69H43ZM164 70H163V72H164ZM170 70H172V69H170L169 68V71ZM185 70V69H184ZM212 70V69H211ZM214 70V69H213ZM225 70V69H224ZM225 70V71H226ZM11 71V72H12ZM19 71V70H18ZM20 71H22V70H20ZM29 71H31L30 69H29ZM95 71V70H94ZM173 71H175L176 72V70H174L173 69ZM173 71H170L171 73L173 72ZM217 71H219L218 69H217ZM221 71H223V69H221ZM221 71L220 72H218L219 74H221ZM6 72V71H5ZM167 72V71H166ZM187 72H189V69H188V71ZM199 72V71H198ZM197 72V73H198ZM210 72V71H209ZM213 72V71H212ZM22 73V72H21ZM26 73H27V71H26ZM96 73V72H95ZM111 73V74H110ZM185 73V72H184ZM183 73V74H184ZM206 73H207V71H206ZM225 73V72H224ZM241 73V72H240ZM246 73V72H245ZM249 73V72H248ZM2 74V73H1ZM5 74V73H4ZM181 73H179V75H180ZM196 74V73H195ZM216 74V73H215ZM247 74V73H246ZM256 74V73H255ZM93 75V74H92ZM171 75V74H170ZM185 75V74H184ZM212 75H214V74H212ZM166 76H167V74H166ZM189 76H191V75H189ZM192 76H193V74H192ZM8 77H9V74H8ZM93 77V76H92ZM168 77H169V74H168ZM167 77V78H168ZM199 77V76H198ZM201 77V76H200ZM199 77V78H200ZM205 77V76H204ZM232 77V76H231ZM240 77V76H239ZM260 77V76H259ZM191 78V77H190ZM194 78H196V77H194ZM246 78V77H245ZM251 78V77H250ZM263 78H264V76H263ZM263 78H258L257 80H255V81H253V82H250L249 84H248V90H249V94L251 93V94H253V95H257L258 94V90L259 91H261L260 90V88L258 89V86H260L261 87V83L264 81V79ZM59 79V78H58ZM173 79V78H172ZM188 79V78H187ZM193 79V78H192ZM191 79V80H192ZM201 79V78H200ZM213 80H214V78H212ZM252 79V78H251ZM2 80V79H1ZM5 80V79H4ZM191 80H190V83H191ZM220 80V79H219ZM248 80H249V78H248ZM7 81V80H6ZM106 81V82H105ZM193 81V80H192ZM234 81V80H233ZM241 81V80H240ZM211 82V81H210ZM209 82V83H210ZM4 83V82H3ZM7 83V82H6ZM196 83V82H195ZM198 83V82H197ZM240 83V82H239ZM228 84H230V83H228ZM26 85V84H25ZM193 85H194V83H193ZM196 85V84H195ZM219 85V84H218ZM240 85H241V83H240ZM245 85H246V83H245ZM22 86V85H21ZM24 87V86H23ZM31 87V86H30ZM36 87V86H35ZM34 86H33V88H35ZM194 87V86H193ZM192 87V88H193ZM22 88V87H21ZM27 88V87H26ZM191 88V89H192ZM217 88V87H216ZM20 89V88H19ZM37 89V88H36ZM196 89V88H195ZM218 93L219 94H222V95H225L226 93H227V91H226V86H219L218 88ZM232 89H234V88H232ZM13 89H11V91H12ZM22 90V89H21ZM24 90H25V87H24ZM30 90H32V87H31V89ZM18 90H16L15 91V93H17L18 94V92H17ZM27 91V90H26ZM26 91H24V92H26ZM28 91H29V88H28ZM38 91H39V89H38ZM37 91V92H38ZM245 91H247L246 89L244 90V93H245ZM31 93L33 92V91H30ZM12 93V97H13V95H14V100H15V98L18 100L19 98H17V96H15V94H13V91L11 92ZM20 93H21V91H20ZM23 93V92H22ZM21 93V94H22ZM28 93V92H27ZM255 93V94H254ZM21 94H19V96L21 95ZM24 94V93H23ZM26 94V93H25ZM28 94H30V93H28ZM33 94V96L35 97V96H37V95H35V90H34V93H32ZM43 95L42 96H44V93H42ZM93 94H94V92H93ZM211 94H212V91H211ZM236 94V93H235ZM249 94H248V98H250L249 97ZM52 95V93L50 94V96ZM29 96V98H31V94L30 95H28ZM32 96V97H33ZM46 96V95H45ZM49 96V97H50ZM58 96V95H57ZM212 96V95H211ZM252 96V95H251ZM11 97V96H10ZM22 97V96H21ZM23 97H24V95H23ZM240 97H241V94H240ZM258 97V96H257ZM263 97H264V95H263ZM26 98V97H25ZM56 98V97H55ZM57 98H59V97H57ZM60 98H61V95H60ZM60 98H59V100H60ZM86 98H88V97H86ZM228 98H229V96H228ZM238 98V97H237ZM24 99V98H23ZM48 99V98H47ZM70 100H71V98H69ZM81 100L82 99H84V98H80ZM89 99H87V101L89 100ZM93 99V100H94ZM231 99H232V96H231ZM230 99V100H231ZM234 99H235V97H234ZM246 99V98H245ZM16 100V101H17ZM20 100H21V98H20ZM29 100V99H28ZM32 100V99H31ZM31 100H30V102H31ZM78 100V99H77ZM229 100V101H230ZM261 100V99H260ZM23 101V100H22ZM22 101H21V103H22ZM25 101H27V100H25ZM35 101H37V100H35ZM43 101H44V98H43ZM42 101V102H43ZM82 101H86L85 99L84 100H82ZM86 101V102H87ZM232 101V100H231ZM247 101V100H246ZM250 101V100H249ZM264 101V100H263ZM17 102H19V101H17ZM41 102V101H40ZM51 102V101H50ZM59 102V101H58ZM69 102H71V101H69ZM95 102V101H94ZM96 102V103H97ZM226 102H225V104H226ZM12 103H14V102H12ZM20 103V102H19ZM18 103V104H19ZM85 102H83V104H84ZM249 103V102H248ZM18 104H17V106H18ZM37 104V103H36ZM39 104V103H38ZM81 104V105H80ZM104 104V105H103ZM264 104V103H263ZM262 104V105H263ZM10 105V104H9ZM41 105V104H40ZM102 105V106H101ZM16 106V105H15ZM16 106V107H17ZM37 106H39V105H37ZM37 106H36V109H37ZM21 107H22V104H21ZM29 107V106H28ZM71 107V108H72ZM224 107V108H223ZM18 108V107H17ZM23 108V107H22ZM61 108V107H60ZM224 110H223V109ZM12 109V108H11ZM13 109H14V107H13ZM16 109V108H15ZM14 109V110H15ZM39 109H40V107H39ZM43 109V108H42ZM46 109H47V107H46ZM5 110V109H4ZM13 110V111H14ZM49 110V109H48ZM76 110H77V112H76ZM223 110V111H222ZM44 111V110H43ZM46 111V110H45ZM93 111V112H92ZM264 111V110H263ZM17 112V111H16ZM34 112V111H33ZM60 112V111H59ZM58 112V113H59ZM12 113H14V112H12ZM18 113H20V112H18ZM72 113H70L69 112V114H67V115H70V114H72ZM74 113V114H75ZM227 113V112H226ZM8 114V113H7ZM10 114V113H9ZM48 114V113H47ZM93 114V115H92ZM36 115V114H35ZM39 115V114H38ZM41 115V114H40ZM67 115H66V117H67ZM74 116V115H72V117L74 116V117H79V116ZM227 115V114H226ZM10 116H12V115H10ZM45 116V115H44ZM49 116V115H48ZM61 116V115H60ZM87 116H88V118H87ZM230 116V115H229ZM232 116V118H233V115H231ZM6 117V116H5ZM16 117V116H15ZM40 116H38V118H39ZM43 117V116H42ZM47 117V116H46ZM71 119H73L72 117H71V115L69 116ZM80 117L79 118H77V119H80ZM227 117V116H226ZM68 118V117H67ZM69 118V119H70ZM245 118V117H244ZM32 119H34V117L32 118ZM31 119V120H32ZM37 119V118H36ZM40 119V118H39ZM39 119H37V120H39ZM71 119H70V124L72 123V121L74 120H72L71 121ZM76 119V120H77ZM80 119V120H81ZM233 119H235V118H233ZM19 120V119H18ZM56 120H57V118H56ZM236 120V119H235ZM243 120V119H242ZM245 120V119H244ZM244 120H243V122H244ZM41 121V120H40ZM39 121V122H40ZM63 121V120H62ZM78 121V120H77ZM233 121V120H232ZM246 121V120H245ZM37 122V121H36ZM243 122H241V123H243ZM11 123V122H10ZM33 123V121H31V124ZM51 123V122H50ZM53 123V122H52ZM62 123V122H61ZM63 123H64V121H63ZM81 123H84L83 121H81L79 124H81ZM239 122H237V124H238ZM240 123V124H241ZM48 124V123H47ZM73 124V123H72ZM71 124V125H72ZM107 124H109V126L107 125ZM246 124V123H245ZM1 125V124H0ZM2 125H4V124H2ZM42 125V124H41ZM45 125V124H44ZM65 125H66V123H65ZM244 125V124H243ZM35 127L37 126V125H34ZM48 126V125H47ZM70 126V125H69ZM31 127V126H30ZM34 127V128H35ZM42 127V126H41ZM40 127V128H41ZM49 127V126H48ZM53 127V126H52ZM56 127H57V125H56ZM55 127V128H56ZM71 127V126H70ZM68 128V129H71V128ZM74 127V129H75V125L73 126ZM231 127V126H230ZM230 127L228 128V129H230ZM242 127V126H241ZM1 128H2V126H1ZM32 128H33V126H32ZM54 128V129H55ZM90 128V129H89ZM226 128V127H225ZM233 128H234V125H233ZM4 129V128H3ZM31 129V128H30ZM38 129V128H37ZM53 129V128H52ZM52 129H50V131H52ZM59 129V128H58ZM66 129V128H65ZM88 129V130H87ZM36 130V129H35ZM57 130V129H56ZM63 131H64V128L62 129ZM72 131H73V129H71ZM77 130V132H78V130L79 131H81L79 128H77L76 129ZM233 130V129H232ZM45 131V130H44ZM58 131V130H57ZM2 132V131H1ZM65 132V131H64ZM77 132H76V134H77ZM82 133H83V131H81ZM81 132H80V134H81ZM207 132H208V134H207ZM224 133L226 132V131H223ZM45 133H46V131H45ZM53 133V132H52ZM69 133V132H68ZM75 132H73V134H74ZM224 133H221L223 136H224ZM4 134V133H3ZM53 134H55V136H56V134L57 135H59L57 132H54ZM63 134V133H62ZM72 134V133H71ZM79 134V133H78ZM80 134H79V137H80V139H81V137H83V136H80ZM101 134H102V136H101ZM104 134V135H103ZM233 134V133H232ZM1 135V134H0ZM17 135V134H16ZM49 135H50V133H49ZM75 135V134H74ZM228 134H227V132H226V136H227ZM10 136V135H9ZM37 136V135H36ZM47 136V135H46ZM65 136V135H64ZM67 136V135H66ZM223 136H221V137H223ZM43 137V138H42ZM74 137V136H73ZM220 137V138H221ZM53 138V137H52ZM71 138V137H70ZM83 138V139H84ZM220 138H219V140H220ZM225 138V137H224ZM223 138V139H224ZM3 139V138H2ZM67 139V138H66ZM69 139V138H68ZM73 139V138H72ZM228 138H226V139H224V140H227ZM231 139V138H230ZM57 140H58V138H57ZM235 140V139H234ZM34 141H35V139H34ZM66 141H68V140H66ZM72 141V140H71ZM70 141V142H71ZM77 141H79V144H83L82 142H80V140H79V138L77 139ZM81 141H82V139H81ZM2 142V141H1ZM222 142V141H221ZM225 143H226V141H224ZM224 142H222V143H224ZM228 142V141H227ZM230 142V141H229ZM73 143H74V141H73ZM224 143V144H225ZM64 144V143H63ZM62 144V146H65V145H63ZM93 145L94 147L96 146V148L97 149H99V152H96V150H95V152L96 153H92L91 151H93L92 150V148H91V150L89 149L88 150V146H90L91 147V145ZM202 144V143H201ZM200 144V145H201ZM221 144V143H220ZM224 144H222V145H224ZM227 145H229L228 143H226ZM225 144V145H226ZM66 145H68V144H66ZM76 145V144H75ZM112 145H114V147H115V145L117 146V147H115L114 149H112ZM219 145V144H218ZM83 146V145H82ZM109 146L111 147V148H109ZM209 146V147H210ZM70 147V146H69ZM85 147H83V149L85 148ZM208 147V146H207ZM226 147V146H225ZM229 146H227V148H228ZM230 147H232L231 146V144H230ZM65 148V147H64ZM72 148V147H71ZM82 148V147H81ZM109 148V149H108ZM125 148H133V150L132 149H127V151L129 150V154L131 153L132 154V151H134L133 152V154L132 155H135L136 154V152L137 151H139L140 153H139V155H137L136 157L134 156H131V154L128 156V154H127V151L126 150H124ZM211 148V147H210ZM222 148V147H221ZM220 148V149H221ZM236 148V147H235ZM69 149V148H68ZM80 149V148H79ZM95 149V148H94ZM104 149H106V152L104 151ZM112 149V150H111ZM209 149V148H208ZM219 149V150H220ZM59 150V149H58ZM70 150V149H69ZM73 150V149H72ZM108 150H110V152L108 151ZM113 150H115V153L113 152ZM122 150L125 152L124 154H125V156L123 155V153H122ZM218 150V149H217ZM75 151V150H74ZM103 151V154L101 153ZM180 151V152H179ZM211 151V150H210ZM229 151V150H228ZM234 151V150H233ZM27 152V151H26ZM54 152H56V151H54ZM53 152V153H54ZM60 152V151H59ZM69 152V151H68ZM83 152V151H82ZM181 153V154H183V159L182 160H180V158H179V156H177V153ZM209 151H206V152H202V158H204L205 160H207V162H208V156H209V153H208ZM73 153V152H72ZM75 153V152H74ZM122 153V154H121ZM219 153L223 156L224 154H222L220 151H219ZM223 153H224V150H223ZM258 153V152H257ZM14 154V153H13ZM127 154V155H126ZM138 154V153H137ZM194 154L196 155V157H197V153H195V151H194ZM219 154V155H220ZM259 154V153H258ZM261 154V153H260ZM29 155V154H28ZM61 155V154H60ZM65 155V154H64ZM75 155H76V153H75ZM252 155L254 156V154L252 153ZM257 155V154H256ZM264 155V154H263ZM63 156V155H62ZM117 156H118V158L120 159V160H122V162H121V164L118 162L119 160L117 159ZM211 156V155H210ZM222 156H221V159H222ZM225 156V155H224ZM231 156V155H230ZM246 156V155H245ZM244 156V157H245ZM42 157V158H43ZM64 157V156H63ZM138 157V158H137ZM32 158V159H33ZM41 158V157H40ZM51 158V157H50ZM55 158H57V155H55ZM59 158V157H58ZM57 158V159H58ZM136 158V159H135ZM211 158V157H210ZM225 158V157H224ZM36 159V160H35ZM197 159V158H196ZM219 159V158H218ZM227 159V158H226ZM229 159V158H228ZM231 159V158H230ZM26 160V159H25ZM45 160V159H44ZM132 161V160H134V161H132V162H130V161ZM194 160V159H193ZM199 160V159H198ZM238 160V159H237ZM259 160H261V159H259V157H258V160L257 161H259ZM33 161V160H32ZM63 161H65L64 159H63ZM101 162H103L102 160H100ZM196 161V160H195ZM226 161V160H225ZM256 161V160H255ZM47 162V161H46ZM246 162V161H245ZM245 162L243 161V163L245 164ZM76 163V162H75ZM88 163H90V164H88ZM104 164H105V161L103 162ZM102 163V164H103ZM198 163V162H197ZM223 163H225L224 162V160H223ZM223 163H221V164H223ZM228 163L230 164V162H229V160H228ZM241 163V162H240ZM257 163V162H256ZM98 164V163H97ZM96 164V165H97ZM110 164H112V165H110ZM61 166H62V164H60ZM63 165H64V163H63ZM72 165V164H71ZM99 165H100V163H99ZM232 165V164H231ZM240 165V164H239ZM238 165V166H239ZM256 165H258V164H256ZM256 165H252V164H250V166H256ZM260 165V164H259ZM262 165V164H261ZM260 165V169H257L256 168V170L257 171H255V172H257L256 173V177L253 179V181H256V182H254L253 183V187H254V184H255V186H257V185H260V183H259V181H262L263 179H264V167L263 166H261ZM263 165H264V163H263ZM59 166V165H58ZM82 167V166H81ZM80 167V168H81ZM99 167V166H98ZM100 167H101V165H100ZM99 167V168H100ZM103 167V166H102ZM226 167H227V165H226ZM228 167H229V165H228ZM232 167V166H231ZM28 168V169H27ZM62 168V167H61ZM112 168V167H111ZM119 168V169H118ZM223 168V167H222ZM236 168H237V165H236ZM251 168V167H250ZM110 169V168H109ZM223 169H225V168H223ZM253 169V168H252ZM61 170V169H60ZM92 170V169H91ZM90 170V171H91ZM102 171H103V169H101ZM206 170H207V168H206ZM87 171H89V170H87ZM112 172H114L113 171V169L111 170ZM250 171H251V169H250ZM99 172V171H98ZM101 172V171H100ZM104 172V171H103ZM188 172V173H187ZM225 172V171H224ZM55 173H57L56 175L57 176H55ZM116 173H119V172H116ZM24 174H26V173H24ZM62 174V173H61ZM69 174V175H68ZM98 174H100V173H98ZM200 174V173H199ZM202 174V173H201ZM200 174V175H201ZM225 174V173H224ZM101 175V174H100ZM105 175H107V173L105 174ZM109 175H111V173L109 174ZM117 175V174H116ZM139 176V177H137V176ZM157 175V176H156ZM159 175V176H158ZM180 175V176H179ZM235 175V174H234ZM255 175V174H254ZM63 176H65V177H63ZM119 176V175H118ZM203 176V175H202ZM252 176V175H251ZM98 177V176H97ZM102 177H103V175H102ZM206 177V176H205ZM210 177V176H209ZM253 177V176H252ZM251 177V178H252ZM142 178H143V176H142ZM97 179V178H96ZM147 179H145L144 178V180H147ZM1 181V180H0ZM139 181V182H138ZM176 181V182H175ZM203 181V180H202ZM151 182V183H152ZM245 182H246V179H245ZM263 182V181H262ZM144 183H145V181H144ZM264 183V182H263ZM125 184V185H124ZM147 184V183H146ZM240 184V183H239ZM246 184V183H245ZM244 184V185H245ZM119 185H121V187H119ZM123 185V186H122ZM149 184H147V186H148ZM159 185H158V187H159ZM178 185V184H177ZM189 185V184H188ZM241 185V184H240ZM3 186V185H2ZM124 186H125V190H123V188H124ZM142 186H146L145 184H142ZM236 186V185H235ZM248 186V185H247ZM262 186H264V185H262ZM95 187H99L100 189L98 190L97 189V191H95V192H93V190H94V188ZM149 188L146 190V189H144V187L143 188H141V189H143V190H146V191H151V186L149 185L148 186ZM161 187H160V189H161ZM182 187V186H181ZM189 187V186H188ZM242 187V186H241ZM252 187V186H251ZM258 187L259 188H261V186H257V188L256 189H258ZM183 188H184V186H183ZM54 189H56V190H54ZM159 189V190H160ZM245 189V188H244ZM53 190H54V192H53ZM154 190V189H153ZM158 190V191H159ZM166 191L165 189H162V191ZM180 190H181V188H180ZM180 190H179V192H180ZM187 190V189H186ZM240 190V189H239ZM247 190V189H246ZM251 190H253L252 188H251ZM255 190V189H254ZM262 190H264V189H262ZM262 190H260V191H262ZM3 191V190H2ZM161 191V192H162ZM174 191V190H173ZM177 191V190H176ZM182 191V190H181ZM184 192H185V190H183ZM248 191V190H247ZM251 192V191H250ZM254 192V191H253ZM259 192V191H258ZM264 192V191H263ZM60 193H59V196H60ZM151 193H152V191H151ZM150 193V194H151ZM159 193V192H158ZM157 193V194H158ZM162 193H164L165 194V192H162ZM167 193V192H166ZM168 193H169V191H168ZM176 193V192H175ZM261 193V192H260ZM156 194V195H157ZM170 194V193H169ZM172 194V193H171ZM65 195V196H64ZM147 195V194H146ZM167 195V194H166ZM258 195H261V194H258ZM49 196V195H48ZM47 196V197H48ZM59 196H58V198H59ZM162 196H164V198H166L165 197V195H162ZM177 196V195H176ZM6 197V198H5ZM2 196L1 195V190H0V224H1V218H3L4 217V215L5 214H7V213H15V212H17V209H16V207L15 206H13L12 205V201H13V203H14V201L15 200H13V198H11V192L10 193H8V197L7 196ZM41 197H42V195H41ZM44 197V198H45ZM62 197H60V201H57V202H61V199H62ZM78 197V196H77ZM89 197V198H90ZM118 198V200H117V202L115 201V198ZM149 197H152L153 198V196H149ZM167 197H169L170 198V196H167ZM184 197H186V196H184ZM8 198V199H7ZM57 198V199H58ZM87 198V197H86ZM161 198V197H160ZM259 198H260V196H259ZM47 199V198H46ZM81 200L80 201H82L83 202V199L82 198H80ZM88 199V198H87ZM102 199H100V200H102ZM154 199V198H153ZM162 199V198H161ZM12 200V201H11ZM77 200V199H76ZM76 200H74V201H76ZM150 199H148V201H149ZM156 200V199H155ZM165 200V199H164ZM182 200V199H181ZM186 200V199H185ZM263 200H264V198H263ZM66 202V198H65V200H63V202ZM77 201H79V199L77 200ZM92 201V200H91ZM142 201V202H143ZM167 201V200H166ZM94 203H95V201H93ZM146 202V201H145ZM149 202H153V201H149ZM159 202H160V199H159ZM168 202V201H167ZM257 202V201H256ZM263 202V201H262ZM261 202V204L262 205H264L263 203ZM66 203V204H67ZM96 203L94 204V205H92V206H95L96 205ZM106 203V202H105ZM148 203V202H147ZM154 203V202H153ZM152 203V204H153ZM178 203V202H177ZM65 204V203H64ZM64 204H59V206H55L56 207V209L57 210H60V211H65L64 213H67L66 212V210H67V208L69 209L70 208V206H67V205H64ZM72 204H73V202H72ZM77 204H78V202H77ZM77 204H75V205H77ZM110 204H112L111 202L110 203H108V205H110ZM151 204V203H150ZM163 204V203H162ZM74 205V204H73ZM101 205L102 204H100V207H101ZM135 205L136 206H138L137 208H135ZM83 206H85V205H83ZM145 206V205H144ZM148 206H149V203H148ZM76 207V206H75ZM96 207V206H95ZM108 207V206H107ZM78 208H80V206L79 207H77V209ZM90 208V207H89ZM109 208V207H108ZM261 208H262V206H261ZM66 209V210H65ZM75 209L76 208H74L73 209V207L72 208H70V210H69V212L70 211H72V213H73V211H74V214H76L75 213ZM81 210H84V208L82 209V208H80ZM86 209V208H85ZM100 209V208H99ZM151 209V208H150ZM88 210V209H87ZM157 210V209H156ZM52 212H53V210H51ZM78 211H79V209H78ZM93 211V210H92ZM91 211V212H92ZM138 211V210H137ZM148 211V210H147ZM5 212H7V213H5ZM77 212V211H76ZM81 212V211H80ZM83 212V211H82ZM97 212V211H96ZM121 212V211H120ZM32 213V212H31ZM34 213V212H33ZM54 213H55V211H54ZM63 212H61L60 214H62ZM122 213V212H121ZM53 214V213H52ZM70 214V213H69ZM78 214H81V216H82V213H78ZM86 214H88V213H86ZM93 214H94V212H93ZM106 214V213H105ZM124 214V213H123ZM16 215V214H15ZM53 215H55V214H53ZM63 215V214H62ZM66 215V214H65ZM83 215H84V212H83ZM8 216H10V215H8ZM25 216V215H24ZM34 216V215H33ZM56 216V215H55ZM77 216V215H76ZM80 216V215H79ZM101 216H102V213H101ZM104 216V215H103ZM67 217H68V214H67ZM91 217V216H90ZM18 218V217H17ZM65 218H66V216H65ZM69 218V217H68ZM79 218V217H78ZM95 218V217H94ZM93 218V220H95ZM115 218V217H114ZM125 218V217H124ZM31 219V218H30ZM76 219V218H75ZM85 219H87V218H85ZM98 219V218H97ZM103 219H104V217H103ZM106 219V218H105ZM29 220V219H28ZM71 219H69L68 220V222L70 221ZM73 220V219H72ZM77 220V219H76ZM80 220V219H79ZM79 220L77 221L79 224H77L78 226H84V225H86V226H84V228H88L89 229V225H90V227L92 226L91 224H88L87 225V223L86 222H88V221H86V222H84L83 224L82 223H80V222H82V221H80L79 222ZM87 220H90L88 223H93V222H91V219H87ZM238 220V219H237ZM30 221V220H29ZM34 221V220H33ZM100 221V220H99ZM3 222V221H2ZM22 222V221H21ZM128 222V221H127ZM8 223V222H7ZM72 223H73V221H72ZM95 223V222H94ZM93 223V224H94ZM27 224V223H26ZM82 224V225H81ZM96 224V223H95ZM95 224H94V226H95ZM100 224H102L101 222L97 225L98 227H100L99 225ZM119 224V223H118ZM9 225V224H8ZM16 225H18V224H16ZM104 225V224H103ZM106 225V224H105ZM2 226H3V224H2ZM20 226V225H19ZM23 226V225H22ZM31 226H33V224L31 225ZM96 226V227H97ZM10 227V226H9ZM124 227V226H123ZM0 228H1V225H0ZM8 228V227H7ZM18 228V227H17ZM23 228V227H22ZM31 228V227H30ZM83 228V229H84ZM101 228V227H100ZM99 228V229H100ZM16 229V228H15ZM19 229V228H18ZM91 229H92V227H91ZM109 229V228H108ZM10 230V229H9ZM12 230H13V227H12ZM70 230V229H69ZM85 230V229H84ZM83 230V231H84ZM93 230V229H92ZM92 230H90V231H92ZM100 230H102V229H100ZM104 230V229H103ZM107 230V229H106ZM6 231V230H5ZM31 231V230H30ZM78 231V230H77ZM81 231V230H80ZM79 231V232H80ZM86 231H87V229H86ZM85 231V232H86ZM89 231V232H90ZM10 232H12V231H10ZM23 232H24V230H23ZM29 232V231H28ZM78 232V233H79ZM82 232V231H81ZM84 232V233H85ZM7 233V232H6ZM9 233V232H8ZM17 233V232H16ZM10 234V233H9ZM29 234V233H28ZM35 234H37V233H35ZM80 234V233H79ZM86 234H87V232H86ZM6 235V234H5ZM38 236V235H37ZM43 237V236H42ZM87 238V237H86ZM28 239V238H27ZM41 239V238H40ZM46 239V238H45ZM83 239V238H82ZM33 240V239H32ZM28 241H31V240H28ZM28 241H26V242H28ZM29 244H31V243H29ZM34 244V243H33ZM34 245H36V246H38V245H40V242H36ZM3 246V245H2ZM7 250H9V249H7ZM37 250V249H36ZM40 250V249H39ZM42 251V250H41ZM46 251V250H45ZM44 251V253H42V254H45L46 252ZM10 254H11V252H10ZM13 254V253H12ZM11 254V255H12ZM46 255V254H45ZM13 256V255H12ZM28 258V257H27ZM26 258V259H27ZM21 259V258H20ZM28 259H30V258H28ZM27 259V260H28ZM31 260V259H30ZM4 262H5V260H4ZM21 263V262H20ZM54 263V262H53ZM11 264H15V263H11ZM24 264H29V262L27 263L26 261L24 262ZM47 264V263H46Z\"/></svg>",
	"mask_w": 264,
	"mask_h": 264
},
{
	"label": "crops",
	"instance_id": "3",
	"mask_svg": "<svg viewBox=\"0 0 264 264\" xmlns=\"http://www.w3.org/2000/svg\"><path fill=\"white\" fill-rule=\"evenodd\" d=\"M24 264V263H23Z\"/></svg>",
	"mask_w": 264,
	"mask_h": 264
}]
</instances>
